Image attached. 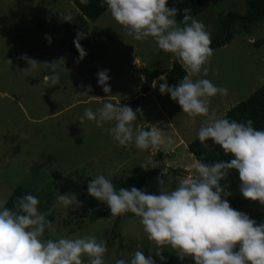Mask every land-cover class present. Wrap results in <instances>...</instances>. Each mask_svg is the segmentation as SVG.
Segmentation results:
<instances>
[{
  "label": "rangeland",
  "instance_id": "rangeland-1",
  "mask_svg": "<svg viewBox=\"0 0 264 264\" xmlns=\"http://www.w3.org/2000/svg\"><path fill=\"white\" fill-rule=\"evenodd\" d=\"M75 10L78 9L70 0H0V200H7L16 187L26 186L41 198L39 211L51 216L56 228L55 233L46 230L43 239L93 235L97 241H106L105 264H115L117 259L128 264L138 250L159 264L155 245L148 240L139 217L109 213L90 221L89 210L83 209L89 196L87 186L97 175H105L117 191L138 186L137 189L159 195L158 175L163 169L169 174L170 169H177L180 173L170 174L173 181L165 187L166 191L172 190L186 177L181 169L190 165L187 145L157 153L140 150L134 143L121 146L107 131L112 124L98 128L83 114L86 108L95 111L109 102L125 106L126 101V106L131 107L129 102L139 95L143 69L166 71L175 56L161 50L152 37L136 40L129 36L109 9L95 20L82 21ZM245 10L244 0H210L195 18L203 22L212 38L220 32V19L225 14ZM67 16H72L70 22L65 21ZM233 29L232 40L213 50L206 65L208 76L193 77L209 79L228 89L227 96L211 99L210 112L216 118L264 84V20L252 24L249 32L237 25ZM78 33L84 36L79 39L86 52L83 59L74 44ZM23 54L40 63L54 62L59 83L51 88L45 85L43 77L55 73L44 65L22 71L28 67L21 59ZM103 70H108L110 77L108 94L98 85L97 74ZM165 81L169 86L176 85L164 75L158 77L155 87L138 105L134 131L141 126L159 127L163 120L166 123L170 119L174 127L163 123L159 127L163 135L174 143L175 132L183 140H191L187 126H179L191 117L169 94L159 91ZM82 85H91L92 91L79 94L85 91ZM153 161L158 167L152 168ZM191 171L194 174L193 168ZM47 190L52 196L46 203L43 193ZM66 193L75 194L82 207L72 211L59 204L58 195ZM236 210L257 224L264 223V205L258 202L250 201ZM170 254L180 255L166 246L162 256ZM84 261L87 264L88 258L84 257Z\"/></svg>",
  "mask_w": 264,
  "mask_h": 264
},
{
  "label": "clouds",
  "instance_id": "clouds-1",
  "mask_svg": "<svg viewBox=\"0 0 264 264\" xmlns=\"http://www.w3.org/2000/svg\"><path fill=\"white\" fill-rule=\"evenodd\" d=\"M81 3L86 5L89 0ZM102 4L107 5L111 16L129 36L136 40L152 37L161 50L177 58L187 75L173 86L166 81L161 83L160 93L169 94L187 116L206 117L197 134L199 142L208 149L207 141L211 140L233 158L211 164L196 161L192 166L194 174L180 179L175 188L167 191L165 187L173 177L163 169L157 177L159 195L135 187L117 191L105 175H97L89 182L88 195L105 203L112 216L132 213L139 217L148 240L155 245L156 257L162 262L163 249L169 246L180 253L181 260L190 257L194 264H264V223L257 224L247 214L232 208L223 198L231 192L221 185L234 169L241 195L264 205V130L255 129L251 119L237 122L216 118L210 112L213 97L228 95L226 87H218L209 79H193L209 74L206 65L213 56L211 33L188 8L183 9V19L178 24L175 17L180 10L169 7L168 0H102ZM71 20L72 16L65 17V21ZM81 38L83 34L78 33L74 44L83 59L86 52L79 43ZM21 59L28 64L22 71L44 65L55 73L54 62L40 63L26 54ZM97 75L103 92L110 93L108 70ZM43 82L51 88L59 83V74L45 75ZM82 87L85 91L79 94L88 95L92 91L91 85ZM138 112L139 109L109 102L95 111L86 108L83 118L93 121L98 128L112 124L107 131L121 146L134 143L144 151H174L173 139L164 136L159 127L134 131ZM156 167L158 164L153 161L152 168ZM57 200L66 210L82 207L72 193L59 194ZM39 203L30 194L18 197L12 209L5 207L6 200H0V264H85L84 257L88 258V264H105L106 241H97L93 235L43 239L46 230L55 233L56 228L46 218L47 214L38 210ZM115 264L126 261L117 259ZM128 264H156V261L138 250Z\"/></svg>",
  "mask_w": 264,
  "mask_h": 264
},
{
  "label": "trees",
  "instance_id": "trees-1",
  "mask_svg": "<svg viewBox=\"0 0 264 264\" xmlns=\"http://www.w3.org/2000/svg\"><path fill=\"white\" fill-rule=\"evenodd\" d=\"M71 1L77 6L82 15L87 19L95 20L99 18L106 9H108L106 4H102V0H89V3L86 5L81 3V0ZM209 1L210 0H168V6L175 7L180 10V12L175 17L176 21L180 24L183 19V9H190L191 15L195 17L204 9L205 5ZM244 3L246 5L245 12L239 13L236 11H230L225 14L222 19H220V32L211 38L212 49L222 47L232 40L235 33L233 29L234 25H237L245 32H249L252 24L260 20H264V0H244ZM142 74L143 82L139 89V95L129 102L133 110L138 109V105L143 99L144 95L151 90V85L155 78L159 77L160 75H164L168 81L177 83L183 79V77L186 75V72L175 57L170 69L166 71H162L160 69H143ZM123 103L124 105H127L128 102L123 101ZM137 118H139V113H137ZM221 118H227L237 122H245L251 119L255 129L264 130V84L257 88L249 97L241 100L236 105L228 109ZM141 129L146 131L151 130L148 126H141L140 130ZM207 144L208 149H205V147L199 142L197 136L187 144V148L196 161H201L208 164L221 160L228 161L233 158L230 155H225L222 149L218 145H214L211 140L207 141ZM169 172L173 176L180 173V171L177 169H170ZM221 185L226 186L227 190L231 192V195L225 198L234 208H241L243 205L251 201L245 199L241 195L239 190L240 181L238 173L234 169L230 170V174L226 180L221 181ZM139 188H142V186ZM29 194L33 195L26 186L16 187L6 200L7 204L5 207L12 209L18 197ZM43 196L47 198L45 201L47 203L48 198H51L52 193L50 190H47V192L43 193ZM37 198L40 201L38 205L39 210L43 204L41 198ZM83 209L89 210V219L92 222L110 213L105 203L97 201L90 195L86 199ZM46 218L49 221L52 220L51 216H47ZM159 264H194V261L190 257H184V259L181 260L180 255L170 254L166 256L164 261H161Z\"/></svg>",
  "mask_w": 264,
  "mask_h": 264
},
{
  "label": "crops",
  "instance_id": "crops-1",
  "mask_svg": "<svg viewBox=\"0 0 264 264\" xmlns=\"http://www.w3.org/2000/svg\"><path fill=\"white\" fill-rule=\"evenodd\" d=\"M76 11L78 12L79 10H75V13L74 14H76ZM79 14L81 15V18H83L82 17V14L80 13V11H79ZM86 19V18H85ZM83 19H81V21H82ZM86 20H88V19H86ZM214 50V49H213ZM186 75H187V73H186ZM161 76V75H160ZM159 76V77H160ZM157 79H158V77L157 78H155L154 80H153V82H152V85H151V90L148 92V93H150L151 91H152V88H153V85H155L156 83V81H157ZM170 82V81H169ZM180 82V81H179ZM178 83V82H177ZM177 83H175V84H177ZM148 93H146V94H148ZM206 117H203V116H197V117H195V118H187L186 120L184 119V120H182V124L181 125H179V126H181V127H185V126H187V127H185V128H187L188 129V135L187 136H191L192 135V138H191V140H193L194 138H196L197 136V134H198V131H199V129L202 127V126H204V124H205V121H206ZM165 122V120H163L161 123H163L165 126H169V127H174L173 126V124H172V122H171V120L169 119H167V122L166 123H164ZM161 123H160V125H159V127L161 126ZM197 125V129H196V126ZM153 126H151V127H149V128H152ZM175 128H176V125H175ZM171 130V129H170ZM173 132H175V131H173ZM175 134V136H176V142L174 143V145L173 146H177V145H179V146H182L183 148L185 147V145H187L191 140L189 139V140H183L182 139V137H181V135H179L177 132H175L174 133ZM185 150V149H184ZM166 151V149H164V152ZM160 153V152H159ZM190 153V152H189ZM189 156H190V160H188V163H190V165L189 166H187V167H184V169H181L182 170V174L184 173H186V177L187 176H189V175H193V173H192V171H191V169H192V166L196 163V160L193 158V156H192V154L190 153V154H188ZM165 156V155H164ZM186 177H184V178H186Z\"/></svg>",
  "mask_w": 264,
  "mask_h": 264
}]
</instances>
